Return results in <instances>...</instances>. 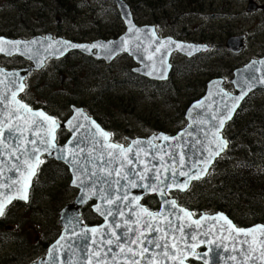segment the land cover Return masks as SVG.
I'll use <instances>...</instances> for the list:
<instances>
[{
	"label": "flooded vegetation",
	"instance_id": "1",
	"mask_svg": "<svg viewBox=\"0 0 264 264\" xmlns=\"http://www.w3.org/2000/svg\"><path fill=\"white\" fill-rule=\"evenodd\" d=\"M125 1L129 2L136 24L143 26L142 19L145 17L139 13L147 15V13L144 14L145 5L141 7L146 0ZM206 1L197 0L196 4H193L191 0H150L148 17L151 20L146 21L156 30L159 37L201 45L208 49L192 58L179 52H173L168 78L157 80L142 76L138 72L140 65L128 53H119L110 60H104L96 52H91V54L74 50L67 52L64 57H60L61 59L47 60L38 72L31 71L25 80L26 88L20 98L21 101L33 110H42L47 115L56 118L60 125H65L72 118L73 107L83 108L90 117L96 119L104 129L112 134L114 142L121 144L129 143L126 140L132 136L126 134L121 137V129L111 128L105 120L108 116L106 115L109 104L108 94L110 92L111 95L112 93L118 94L115 91L117 89L122 91L119 95L126 94L129 98L128 109L131 111L137 107L138 97L142 94L148 96L155 91L154 87H162L174 81V77L175 91L166 86L164 95H169L172 92H178L179 95L181 88L178 83L186 84L188 87L190 82L197 80L194 75L191 79L189 74L197 71L196 75L204 73L207 79L202 83L197 80L200 88L197 90L200 92L198 93L199 99L207 93L206 89L208 90L209 85L216 80L223 81L219 85L222 93L237 95L238 91L231 83L235 71L245 67L250 61L264 58V42L255 48L257 50L255 54L249 55L248 58H242L253 35L248 31L235 33L232 30H261V33H264V0H209V4H206ZM105 2L107 18L109 19L108 12L111 11L117 17L116 24L120 30L118 32H114L109 27L108 30H103L102 27L101 30H95L99 27H95L93 22L88 26L92 30H77L68 27L64 28V31L59 30L58 25L54 29L40 30H30L24 26L22 30H13L14 27H10V25H0V38L12 41H29L35 37L44 38L51 35L53 40L63 38L77 44L116 40L126 28L114 0H105ZM113 22L112 19L111 26L114 25ZM210 30L220 31L221 40L219 42L207 36L211 32ZM233 39H238L241 44V53L233 52L229 48V41ZM177 61L181 63L178 64ZM33 66L32 61L22 56L0 54V69L13 72L27 70ZM93 80H95V86L91 90H95L96 93L91 94L90 82ZM81 81L84 87L79 85ZM118 85L120 86L118 87ZM145 86H150V88L146 90ZM251 97L264 98V89H257L250 93L235 113L234 118L240 111L245 113L249 110L248 99ZM194 99L196 98L192 100ZM230 127L235 132L238 128L237 124L233 123ZM70 137L71 134L66 129L61 128L57 132L59 145H65ZM199 185L203 186L202 183ZM176 195L179 196V194ZM10 216V212H7L4 217L0 218V231H5V224ZM11 233V237H8V233L1 232L0 264H28L29 253L27 250L31 237L30 232L14 230Z\"/></svg>",
	"mask_w": 264,
	"mask_h": 264
},
{
	"label": "water",
	"instance_id": "2",
	"mask_svg": "<svg viewBox=\"0 0 264 264\" xmlns=\"http://www.w3.org/2000/svg\"><path fill=\"white\" fill-rule=\"evenodd\" d=\"M115 1L119 8L121 18L127 27V33L123 35L121 39L116 42H108L109 44H114V46L111 48L112 49L111 57H114L118 55L119 53L125 52L126 51L125 49H129V50L132 49L133 51L138 50L142 59H144V62L151 60V65L148 66L150 69L149 72L152 71L153 66L156 67L157 71L153 72L155 74H154V77L152 78H155L158 80L160 79L158 77L159 69H160V53L154 54V49L158 47L164 41L172 42L166 48L161 49V53H165V52L167 53V55L163 57L166 62V65H170L169 60L173 52H179L183 55L185 54L184 56L192 58L194 55L208 50L207 47L201 46V45H192V44L183 43V42H176L170 38L160 39L157 36L154 28L152 27L140 28L136 25L130 7L123 0H115ZM130 29H133V30L130 31ZM152 30H154L155 32L154 37L151 35ZM2 40L8 41L6 39H2ZM36 40H38V38L32 40L31 42H34ZM50 41H52L51 36L48 39H43L42 45H39L38 47L35 45L29 50V53L32 52L33 54L31 57L33 58L35 56L34 63L36 64V67L32 68L31 70H24V71H19V72L16 71V72H11V73L6 72L4 70H0V81H2V83H0V98H2L3 96H5V94H7V99L4 100L3 104H0V123H2L5 117L7 116L8 114L7 109H11L15 107V105L11 103V93L15 91L17 93L16 99L19 100V95L23 92L19 90V85L21 83L24 85V80L26 78L27 73L32 70H40L42 68V67L37 66L39 65L38 61L39 59H41L40 55L42 54L41 53L42 51L43 52L48 51L47 56H50L51 53H57L55 54L57 55L56 58H60V57L62 58L69 51H74V50L79 51L80 50L83 52L84 48L91 47V45H87V44L78 45V47H70L69 45H66V44L57 43V41L65 42V40H56L55 43H51ZM125 41H127V44L124 43ZM66 42H69V41H66ZM103 43L104 42L98 41L93 44L104 46L105 44ZM51 44H55V45H51ZM69 44H74V43L69 42ZM74 45H77V44H74ZM176 45H183L184 47L177 48ZM228 46L233 52H236V53L242 52V46L239 43L238 39L230 40ZM4 47L8 49L11 47V45L5 44ZM189 52H191V54H189ZM4 54L7 55V52H4ZM149 56H152L153 58L149 59ZM253 61H257V62L264 61V58L261 60H253ZM253 61L247 64L244 68L238 69L235 71L234 79L231 81V83L235 85L238 91L237 95L227 94V96H224L223 94L225 92L222 93L221 86L219 87L220 82L223 83V81L216 80L209 85V90L207 92V95L202 100L196 102L190 107L187 113V119L189 121V126L191 125V127L188 126L184 131H182L178 135L181 137L180 143L184 145L183 151L186 154V160L188 161V163H193L201 158L203 159L208 158L207 149L209 147H213V148L215 147V145L210 143L213 140L211 133L216 131L214 125L218 123V121L213 120L212 117L213 115L223 111L224 103L227 102L231 104L232 101L230 97H235V96L240 95L241 91L243 90L247 92V95L244 98L245 100L246 97L253 91L257 89L258 90L264 89V84L258 82L261 79H264V64L256 63L251 68H249V65H251ZM136 62L141 63V61L139 60H136ZM141 65H142L141 67L142 70H139V72L142 74L145 69L142 63ZM145 67L147 68V66ZM169 69L170 67H167V70H166L167 78H168L169 71L171 70ZM145 75L149 76L148 73H145ZM249 83L252 84L251 91H248L247 85ZM244 100L240 101L239 105L237 106L235 112L232 115V118L230 120H227L224 123L223 128L220 129L219 131L220 137H222L221 132L224 130L225 126L233 120L235 113L238 111V109L240 108ZM198 104H200L201 107L198 108L197 107ZM73 113H74L73 117L69 120L71 121V123H69L68 121L67 124L65 125L61 126L59 124V127L56 128L55 133H54L56 137L57 130H59L60 128H66L72 133V138L68 142L67 145H65L64 147L57 146V148L64 149V150H69V149L76 150L77 148H84L86 150H89L92 147V144L95 143L96 151L92 154V157L93 158L100 157L101 147H100V144L97 142L101 141L103 138L99 136L98 131L95 127V125H98V124L94 120L89 118L84 113V110L82 108L73 107ZM77 113H82L83 115L78 116ZM85 117L87 119H85ZM29 121H31L30 114H29ZM93 122H95L96 124L95 123L93 124ZM13 123L15 124L19 122L14 121ZM76 124H81L83 125V127L75 128L74 125ZM99 129L102 130L100 127ZM188 133H191V135H188ZM205 133H208V135H205ZM5 137L7 139L0 137V140L3 141L2 143H0V184H10L11 179H17L21 181L22 178H24V176L27 174L25 168L23 167L22 161H20L21 169L19 172L10 171L11 166L14 163H17L15 161V158L12 157L11 153L15 151L16 155L24 156L25 153L22 151V146L17 148V149H21L19 151H17V149L11 150V151H8V150H9V147L12 141L19 143L21 140H24L25 138L27 139L33 138L30 131H24L23 136H21L19 132L9 133L7 129H5ZM157 137H160V136H157ZM77 138H79V140L81 141L79 145H77ZM149 141H152V144L155 145L153 139ZM161 141H162V144H161L162 146H167L168 144L175 143L174 141H168V142L163 141V140ZM54 142L56 143V141ZM107 142L110 143V139ZM141 142H143V144H147L148 141H141ZM218 142L219 141H217V143ZM132 146L134 145L132 144ZM31 147H32L31 145H28V148H31ZM40 147L42 148L43 146L40 145ZM226 149H227V146L223 148V150L220 152L218 156L214 157V159L212 160V163L208 166V170L206 174H204L200 179L192 180L190 184L194 181H199L201 179H204L208 175L215 160L221 154H223V152ZM104 151L106 152L107 150L105 149ZM29 155H35V154L30 153ZM85 155L86 153H79L80 159L83 160ZM44 156H47L50 159H57L55 154L52 156H49L46 152H42L41 154H39L40 162L35 167L34 174L30 175V178L27 182L22 183V184L19 183V185H12L11 188L9 187L0 188V191L4 192L5 194L13 195L12 200L17 199L19 195L23 194V191L13 194V189L17 187L21 188V186L25 184H29L28 187L31 186L32 180L34 179L37 173V170L42 162V158ZM141 156L143 157V153H141ZM68 159L69 158L65 156V158L57 159V160L65 163L69 167L70 173L72 174V178H73L71 186L73 188L78 189L79 194L75 200V203L70 207H66L61 212L60 227L62 228V233L60 237L48 249V253L46 254L45 258L41 259L36 264H88V259L90 257L92 260V264H97L96 258L92 256V252L96 248V245L92 243L93 238L99 237L101 234H104V233L109 234L110 236L111 232L115 228L116 223L121 224L120 228H115L117 235L122 234L126 230L125 226L123 225L124 219H129L131 221H134L137 218H139L141 223H143V220L145 219V214L140 211V208L143 207L140 201L142 197L146 195L147 193L157 195L161 201L160 211L152 212V213H161V212L167 213V212L173 211V212H176L177 216L181 215L178 212V210L168 209L163 206L164 200L169 199L168 197H162L161 195L155 192L145 191L143 188H140V187H136V188L128 187L127 188V185L124 184L126 186L128 196L130 198H137L139 206L136 207V214L131 215L127 211V209H124L123 204H120L119 208L124 209L125 211V216L121 218L118 215L117 206L107 204L106 201L102 198L103 196H106L109 192L113 191V189H109L107 183H103V182L93 183V181L96 180V177H93L92 180H89L87 178V175L82 173L77 166H74L72 163H69ZM145 159L148 160L149 166H151L152 163H156V164L160 163L159 160H152L151 157H146ZM190 160H193V161H190ZM95 163L99 165L100 167H109V168L116 167L115 163L109 166V165L103 164V162L99 159H96ZM86 166L88 167L89 171L92 170L91 164H87ZM142 167L143 166L138 167L137 171H141ZM124 170L128 171L127 168H125ZM97 172H98V175L103 176V173L99 171V168H97ZM78 176L80 177L79 180L77 179ZM104 179L111 183V182H114L118 178L113 176V177H104ZM177 179L179 181H184L186 178L177 177ZM174 190H177V189L173 188L171 191H174ZM135 191H138L137 195L133 193ZM112 198L115 199V195H113ZM3 199L4 197L0 196V201H2ZM92 200L97 202V204L93 206V211L96 215H98L102 219V224L99 226L89 227V226H86L85 222L81 219L80 211L86 204H88ZM11 202L7 203L6 207L9 204H11ZM97 207L101 208V210L105 211V213H107L110 210L113 214L110 216L101 215L100 212L96 211ZM129 207H132V205H129ZM221 216L226 217L225 215H222V214H218L215 216L204 215L199 219H195L192 215L191 218L184 217L183 220H177L175 216L170 217L171 219H173V221L177 225H180L181 223L184 225V235L188 238L185 240H180L179 234H177L175 242L179 246L184 247L185 250L178 253L179 259L177 261L169 262V264H180V259H183V264H189L188 261H196V262H201L203 264H238L239 261H242L243 256L241 255V253L239 251H236V252L232 251V246L234 243L233 238L229 237L227 232L218 231L221 228V226H224L225 228L227 227L226 221L219 219V217ZM213 218H216V219L214 220ZM193 220L200 221V224L202 225V227L198 228L195 224H192V227H188V225L191 224ZM153 223H154V226H157V227L163 226L159 218ZM213 224L216 225V228L213 229L210 234L204 235L205 232H208L209 229L212 228ZM259 226H262V225H259ZM259 226H255V227H259ZM128 227H135V224L130 223ZM93 228L97 229V232L95 234L90 232V230ZM252 228H249V229H252ZM245 230H248V229H245ZM85 232L88 233L86 236L84 235ZM159 235H160L159 233L153 232L151 233L149 238L158 237ZM193 235L196 236V239H191V236ZM256 236L259 239L260 233L257 232ZM61 237H64V239L61 240ZM111 238L115 239V237H111ZM58 241H59V244L57 243ZM201 241H203V243H200ZM209 241H213V243H209ZM121 242L122 243L125 242L123 238ZM169 243H172V241L169 240ZM193 245H195V247H192ZM240 247L241 245L239 243H236V248L238 250L240 249ZM244 247L246 248L247 245H244ZM201 248H205L206 249L205 252L198 253L197 250ZM112 252L113 253L118 252V248L115 246V244L112 246ZM233 255L238 257L237 261H233L231 259ZM197 256H199L200 258H197ZM108 264H114V262L109 259ZM249 264H257V261L255 260L250 261Z\"/></svg>",
	"mask_w": 264,
	"mask_h": 264
},
{
	"label": "snow or ice",
	"instance_id": "3",
	"mask_svg": "<svg viewBox=\"0 0 264 264\" xmlns=\"http://www.w3.org/2000/svg\"><path fill=\"white\" fill-rule=\"evenodd\" d=\"M131 30L133 29H130V31ZM151 35L153 37L155 36L154 30H152ZM57 43L66 44L70 47H78V45L69 44V42L66 41H57ZM124 43L127 44V41ZM171 43V41H164L154 49V54L160 53V79L166 78L167 67H170V65H166L163 58L167 55V53H161V49L166 48ZM5 44L11 45V47L6 49L4 47ZM19 44L20 42L18 41L11 42L0 39V53L7 52L8 55H11L12 48H18ZM97 47L108 46L98 44L91 45V48ZM176 47L183 48L184 46L176 45ZM189 54H191V52H189ZM152 58V56H149V59ZM256 63L264 64V61H253L252 64L249 65V68ZM156 71V67L153 66L152 71L148 74L152 75V73ZM258 82L264 84V79H261ZM0 83H2V81H0ZM247 87L248 91H251L252 84L249 83ZM23 88L24 85L21 83L19 85V90L23 91ZM223 95L227 96V93H224ZM246 95L247 92L242 90L240 95L230 97L232 101L231 104L227 102L224 103L223 111L213 115L212 119L217 120L218 123L214 125L216 131L211 133L213 140L210 143L215 145V147H209L207 149V159L201 158L193 163H188L186 160V154L183 151L184 145L180 143V136L169 137L161 135L160 137H153V140L160 139L166 142H175L174 144H168L167 146L159 144L153 145L152 141H148L147 144H143V142L137 140L133 142L134 146L130 145L125 148L120 144L108 143L107 141L109 140L110 134L100 130L98 125H95V127L99 136L103 138L101 141L97 142L101 147L100 157H92V154L96 151L95 143L92 144V147L89 150L84 148H77L76 150L58 149L56 143L54 142V133L56 128L59 127L56 118L47 115L42 110L33 111L27 104H24L16 99L17 93L15 91L11 93V103L14 104L15 107L7 109V116L4 121L0 123V137L7 139L5 137V129H7L9 133L19 132L21 136H23L24 131H30L33 137L32 139L25 138L20 141L22 151L25 153L24 156L16 155L15 151L11 153L17 163H14L11 166L10 171L19 172L21 169L20 161H22L23 167L28 175H33L35 167L40 162L39 154L42 152H46L49 156L55 154L57 159L65 158L66 154L69 158L68 162L77 166L82 173L87 175L89 180L96 177V180L93 181V183H107L109 189H113V191L109 192L102 198L107 204L116 205L119 217L123 218L125 216L124 209H127L131 215H135L136 207L139 205L137 198H130L128 196L126 186L120 183L121 179L127 181V187H140L145 191L158 193L162 197H168L173 188L180 191L187 190L192 180L200 179L204 174H206L208 166L212 163L214 157L218 156L223 148L227 146V141L223 140V138L219 136V131L223 128L224 123L232 118V115L240 101L244 100ZM6 99L7 94L0 98V104H3ZM197 107L199 108L201 105L198 104ZM29 114L31 116V121H29ZM77 115L82 116L83 114L77 113ZM85 119L87 118L85 117ZM14 121L19 123L14 124ZM69 123H71V121H69ZM94 123L95 122H93V124ZM74 127L80 128L83 127V125L76 124ZM189 127H191V125ZM188 135H191V133H188ZM205 135H208V133H205ZM217 141L219 142L217 143ZM2 142L3 141L0 140V143ZM80 143L81 141L77 138V145ZM28 145H31L32 147L28 148ZM40 145L43 147L41 148ZM105 149L107 150L106 152L104 151ZM19 150L21 149H17V151ZM30 153H34L35 155H29ZM79 153H86L83 160L80 159ZM141 153H143V157L141 156ZM146 157H151L152 160H159L160 163H152L151 166H149L148 160L145 159ZM96 159L101 160L103 164L109 166L115 163L116 167H100L95 163ZM87 164H91V171H89L86 166ZM140 166H143L142 170L137 171V168ZM97 168H99V171L103 173V176L98 175ZM125 168L128 169L127 172L123 171ZM113 176L118 178L114 182L110 183L104 179V177ZM177 177H185L186 179L184 181H179ZM77 179L79 180L80 177L78 176ZM146 180L148 181L147 183L144 182ZM19 183V180L11 179L10 184H0V188H11L12 185H19ZM21 191H23V194L19 195L18 198L27 200L26 186L23 189L19 187L14 188L13 194ZM113 195H115V199L112 198ZM0 196L4 197V199L0 201V216H3L5 207L7 203L11 202L13 195L5 194L0 191ZM120 204L124 205V209L119 208ZM129 205H132V207H129ZM163 206L168 209L178 210L181 215L177 216L176 212L173 211L167 213H152L146 208L141 207L140 211L145 214L143 223H141L139 218L134 221L124 219L123 225L126 230L122 234L117 235L115 228H120L121 224L116 223L110 236L109 234L104 233L99 237H94L92 243L96 245V248L93 250L92 256L96 258L97 264H108L109 259L112 260L114 264H169V262L177 261L179 259L178 253L184 251L185 249L175 242L176 236L179 234L180 240H185L188 237L184 235V225L182 223L177 225L170 217L175 216L177 220H183L184 217L191 218L193 214L180 207L174 199H165ZM96 211L100 212L101 215L110 216L113 214L110 210L105 213V211H102L99 207H97ZM158 218L163 225L161 227L154 226L153 222ZM213 219L215 220L216 218ZM219 219L226 221L227 227L225 228L224 226H221L218 231L227 232L228 236L232 237L234 240L232 251H239L243 256V260L239 261L238 264H249V262L253 260L257 261V264H264V226L253 227L252 229L245 230L237 228L226 217L221 216ZM130 223H134L135 227H128ZM192 224H195L198 228L202 227L200 221L198 220H193L188 227H192ZM215 228L216 225L213 224L212 228H210L208 232H205L204 235L210 234ZM90 232L95 234L97 229L93 228ZM153 232L159 233L160 235L158 237L149 238ZM257 232L260 233L259 239L256 236ZM87 234V232L84 233L85 236ZM111 237H115V239ZM122 238L125 241L124 243L121 242ZM63 239L64 237H61V240ZM191 239H196V236H191ZM169 240H171L172 243H169ZM57 243L59 244V241ZM200 243H203V241ZM209 243H213V241H209ZM236 243L241 245L239 250L236 248ZM114 244L118 248L117 253L112 252V246ZM244 245H247V247L245 248ZM192 247H195V245ZM197 258L200 257L197 256ZM231 259L233 261H237L238 257L233 255ZM88 264H92L91 257L88 259ZM180 264H183V259H180Z\"/></svg>",
	"mask_w": 264,
	"mask_h": 264
},
{
	"label": "trees",
	"instance_id": "4",
	"mask_svg": "<svg viewBox=\"0 0 264 264\" xmlns=\"http://www.w3.org/2000/svg\"><path fill=\"white\" fill-rule=\"evenodd\" d=\"M6 1L7 5L9 4V7L10 5H12V7H16L20 4L19 6H22L23 9L27 11L31 10L32 12V9H36V13L30 15L29 17L30 22L27 18V13L23 14L18 12L14 14V21L10 25V27H14L13 30H22L23 26L30 28V30H40L47 28L54 29L55 27H57V25L59 27L58 29L63 31L65 27L77 28L80 24L77 19H79L80 16L75 15V19H73V14H79V11L82 8H85L83 7L84 4H87V8L90 4H98L100 6L103 4V0H15L14 2H9L10 0ZM130 1L133 2L134 0ZM141 7H144V2L142 3ZM147 7L148 6L145 7V11L148 13L149 9ZM8 9L9 8H6V10ZM85 14L92 16L93 13H89L87 9ZM82 16L84 17V15ZM85 26L87 27L88 25ZM98 26V24H95V27ZM149 88L150 86H145L146 90H148ZM155 90L157 91V93L161 92V87L155 88ZM256 107L262 108L263 106L258 104ZM238 116L239 120L237 121V123L240 122L243 124L247 121L245 117L246 113H243V111H240ZM246 124L242 127L243 130L241 132L236 133L235 135H233L232 132V134L230 135V138H234L237 144L231 145V150L230 152H228L229 154L233 153V149L238 146L240 150L237 152V156L241 157L242 163L239 164V168L231 164L223 166L221 168V175L218 179L219 186L217 188V195L222 194V196H209V194H207L206 196L208 197L206 198L210 201H213L214 199L217 200L218 197H222L224 202L219 201L218 208H233L236 204H233L231 206L230 204L239 202L241 198L244 197L245 193H253L256 191L251 199L255 201H248L246 202L247 205H245L246 207H248L247 210H252V214H254L256 217V214L258 213L257 209H259L260 211L264 209V110L254 113L253 124H250L249 122V125L247 127ZM252 125L253 127L251 130H253V132L250 131ZM172 127V125H169L168 127L166 126V124L160 123L158 127H156V130L171 133ZM246 129L250 131V135H248ZM242 136L243 138H241ZM59 168H61L60 165L56 164L54 166L53 164H51L47 167V174L53 172L59 176L62 175L66 178H69V175L58 170ZM43 173L44 172L41 171L40 178L43 176ZM251 176H254L255 178L253 179ZM49 179L52 183V181L55 179L53 174L49 176ZM47 183L48 182H46V185ZM255 183H261V186L255 187ZM224 186L229 188L228 191H230L231 194H225ZM51 188H48L47 191H49V189ZM67 189L69 190L68 185ZM51 196L53 203L51 204V207L52 209L53 205L55 207L52 212V223H49V227H47V233L45 234L43 233L44 231H42V228H39L37 231H35L37 235H40V233L42 232L43 237L41 238L43 239H41V241H39V244L37 245H30L33 246V248H31V253H39L40 250H43V252L45 253L50 244L49 240H55L56 237L60 234V228L58 226L59 213L67 205V203H70V200H64L65 203H61V198H59L56 194L52 193ZM145 203L149 207L148 201H145ZM258 216H261V214H258ZM83 219L86 221L87 225H98L101 223L99 218L96 217L90 211V207H88L84 211Z\"/></svg>",
	"mask_w": 264,
	"mask_h": 264
},
{
	"label": "rangeland",
	"instance_id": "5",
	"mask_svg": "<svg viewBox=\"0 0 264 264\" xmlns=\"http://www.w3.org/2000/svg\"><path fill=\"white\" fill-rule=\"evenodd\" d=\"M14 1L15 0H10L9 2H14ZM209 3H210V1L207 0L206 4H209ZM144 4L146 5V2ZM8 5H7V1L6 0H0V25H3V26L11 25L13 23V21H14V18H15L14 14H16L18 12L23 13V14L27 13L28 20H29L30 15H33V14L36 13V9H32L33 10L32 12H31V10L27 11V10L23 9L22 6H19L20 4L18 6H16V7H12V5H10V7H9ZM147 5L149 7L151 6L150 0H147ZM83 7H85V8H82L79 11V14H73V19H75V15H79L80 16V18L77 19V21L80 23L79 24V30H92V29H89L90 27H85V25H88L89 23L93 22L94 24L101 23L103 30H108L107 28L109 27V29L113 30L114 32L120 31L118 25L116 24L117 17L114 15V12H112V11L110 13L108 12L109 19L107 18V13L106 12L103 13L102 17L98 18V17H95V15H93V14H92V16H89V15L85 14L87 9H88L89 13H92L91 12V8H96V10H98L97 4H95V5H91L90 4L88 8H87V4H84ZM6 8H9V9L6 10ZM146 13L147 12L144 11V14H146ZM149 14H150V12H148V14L146 16H144L143 14L139 13V15L145 17V19H142V25L150 24V23L147 22V21L151 20V18L148 17ZM82 15H84V17ZM112 19L114 21L113 22V24H114L113 26H111V20ZM107 21L109 22L108 24H107ZM29 22H30V20H29ZM65 28H68V27H65ZM71 29H75V28H71ZM95 30H101V28H95ZM210 31H211L210 34H207V36L209 38H213V39H215V40H217L219 42L221 40L220 31L219 30H210ZM232 31L235 32V33H238V31H248L249 33H252V35H253V39H251V42L248 44L247 51L244 53L242 58H248L249 55L255 54L257 52V50L255 48L258 47L260 43L264 42V33L263 32L261 33V30H259V31L258 30H232ZM137 56H139V55L136 54V57ZM234 61L236 62L237 60H234ZM194 77L201 83L204 82L205 80H207L206 79V75H204V73L199 74V75H195ZM197 80L194 81V82L193 81L190 82V85L188 87H186L187 86L186 84L178 83L179 87L181 88V92H179V101L177 103V110L174 111V116H172V117H171V114L173 113V110H172L170 105H169V107L167 109L162 108L160 110L157 109L156 106L153 103L152 104L150 103V105H149L150 107H148L142 101H140V100H143L142 98H140L141 96L138 97V100L142 104H140L137 107L133 108L130 111L131 113L126 114L125 112L128 109L124 108L123 105H128V103H129V98L127 97V95L126 94L125 95H119V94H113V93L111 95V92H110L108 94V96H109V104H108V108H107V111H106V115L110 116L111 119L109 117H107L105 120H106L107 124L111 128H114V129H117V130H120L121 127L123 128V127L126 126L131 132L130 135H133L134 138L135 137L148 136L151 132H149V130L147 128L154 129V126L156 124H158L157 123V119H158V114L159 113H161V116H162L161 119H160V122L169 123V122L166 121L168 116L170 118L174 119V120H177L176 119L177 113L179 111H182L183 109H185L186 105L189 103L190 100H192L193 98H196V99L199 98L200 95H198V93H200V92H197V90L200 89V88L198 86V81ZM174 83H176L175 82V77H174ZM201 83H199V84H201ZM90 84H91V86H90V90H91L95 86V80L91 81ZM90 84H88V85H90ZM79 85H82V87H84V85L82 84V81L79 82ZM176 88H177V86H176ZM90 93L93 94V93H96V92H95V90L94 91L91 90ZM258 98L255 97V98H253L250 101V104H249L250 108L247 111V114H248V112H250V113L248 115H246L247 118H250L254 114L253 112H257L256 106L258 104L264 105V99L263 98L262 99H258ZM121 99L123 100V104H121V102H120ZM153 112L155 113L154 115H153ZM238 123H240V122H238ZM180 125H181V123L179 124V126ZM146 126H147V128H146ZM118 128H120V129H118ZM121 134H122L121 137L126 136V133H124V132H121ZM226 164H227V161H225L223 163H220L218 168L213 171V174L211 175L210 179L206 182L207 186L199 189L202 193L205 192V191H208V193H211L214 190L213 187L211 188L210 186L213 185V183L215 182L216 175L219 173L221 168L224 165H226ZM52 174L55 177V179L51 183V180L49 179V176H51ZM58 176L59 175H57V174H55L53 172H50V173L46 174V177L43 179V181L44 182H48V183H47V185H45V183H43L42 186H45V187L38 190L35 204L36 203H40V204L43 205L44 202L41 200V197H40L39 194L41 192H43L44 190H46L48 188H51V187H56V186H59V187L62 186L65 189L67 188V185H69L70 180H68V178H66V177H64L62 175H60L61 177H58ZM251 177L253 179L255 178L254 176H251ZM260 186H261V183H255V187H260ZM255 192L249 193L248 197H246V198L243 197V198H241V200L239 202L234 203V204H236V206H234L235 209H231V210H229V212L234 217L239 218V216L236 214L237 213L236 211H241L242 209L245 210V211H249V210L246 209L245 205H247L246 202H248V198H252L253 194ZM219 201L220 202L221 201L224 202L222 197H218L217 200L214 199L213 201H211L208 204H206L202 210L206 214H210L211 212H213L216 209H218ZM257 210L260 211L259 209H257ZM32 212H33L32 209L27 211L25 209H20V207L14 208L11 211V216H10L9 222H7L5 224V226H6L5 231L7 233L13 232L14 231L13 227L16 226L15 223H16L17 219L19 217H22L25 220L26 219L25 215L26 216H33ZM260 212L263 214L262 215V219H264V209H262ZM44 214H45V211H44ZM52 220H53V217H50V220L49 219H43V223H44L45 227L49 223L51 224ZM253 221L247 222V224L250 225V223L253 222ZM39 241H40L39 238L36 239L35 244L38 243ZM27 251L29 252V254H31L32 250H31V248H28ZM33 259L34 258L32 257V259L30 261L32 262Z\"/></svg>",
	"mask_w": 264,
	"mask_h": 264
},
{
	"label": "bare ground",
	"instance_id": "6",
	"mask_svg": "<svg viewBox=\"0 0 264 264\" xmlns=\"http://www.w3.org/2000/svg\"><path fill=\"white\" fill-rule=\"evenodd\" d=\"M132 52H135V51H132ZM19 53L22 54V55H24V56H26V57H29V58L31 57L30 54H29V53L27 52V50H25V49H20V50H19ZM150 55H151V54H150ZM139 58H140V57H139ZM138 60L141 61V63H142L143 66H144V69L146 68L145 66H147L148 71L150 70L148 66L151 65V60H150V61H147V62H144V59H141V58L138 59ZM144 72H146V71H144ZM147 73H149V72H147Z\"/></svg>",
	"mask_w": 264,
	"mask_h": 264
}]
</instances>
